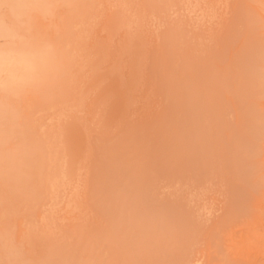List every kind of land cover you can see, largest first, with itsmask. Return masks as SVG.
Instances as JSON below:
<instances>
[{"label": "rangeland", "instance_id": "rangeland-1", "mask_svg": "<svg viewBox=\"0 0 264 264\" xmlns=\"http://www.w3.org/2000/svg\"><path fill=\"white\" fill-rule=\"evenodd\" d=\"M0 264H264V0H0Z\"/></svg>", "mask_w": 264, "mask_h": 264}, {"label": "bare ground", "instance_id": "bare-ground-1", "mask_svg": "<svg viewBox=\"0 0 264 264\" xmlns=\"http://www.w3.org/2000/svg\"><path fill=\"white\" fill-rule=\"evenodd\" d=\"M194 8H195V7H194ZM138 19H139V18H138ZM125 23H126V22H125ZM137 27H138V26H137ZM139 29H140V28H139ZM127 30H128V29H127ZM139 31H140V30H139ZM127 33H128V32H127ZM141 34H142V33H141ZM143 34H144V33H143ZM123 36H124V35H123ZM121 38H122V43H123V37H120V40H121ZM103 39H104V38H103ZM106 39H107V38H106ZM118 39H119V38H118ZM136 39H137V38H136ZM138 39H139V38H138ZM131 40H132V39H131ZM142 40H143V39H142ZM105 41H106V42H105ZM105 41H104V43H105V45H106L107 40H105ZM108 41H109V40H108ZM144 41H145V40H144ZM124 42H126V40H125ZM94 43H95V41H94ZM120 43H121V42H120ZM120 43H118V44H120ZM98 44H99V43H98ZM143 45H144V44H143ZM93 46H94V45H93ZM97 46H98V45H97ZM124 46H125V45H124ZM130 46H131L132 49H133L132 44H131ZM91 48H92V47H91ZM127 48H128V47H127ZM145 48H146V47H145ZM96 49H97V48H96ZM132 49H131V50H132ZM90 50H91V49H90ZM92 50H93V48H92ZM100 50H101V49H100ZM104 50H105V53H106V51H107L106 48H105V49H102L103 52H104ZM119 50H120V49H119ZM124 50H126V48H124ZM139 50H140V49H139ZM143 50H144V49H143ZM98 51H99V50H98ZM98 51H95V53L93 52V53L95 54V55H94V54H93V55H94V57H96V58H97V57L100 58V57L102 56V54H103L102 51H101V53L98 52ZM133 51H134V50H133ZM96 52H97L98 54H97ZM110 52H111V51H110ZM120 52H121V53H120ZM120 52L118 53V52L116 51V54H115V55H113L112 53H111V55H113L114 57H116V55L118 54V55H117L118 58H121V59L123 58L122 60L119 59V60L121 61V63H122V61H124V58L129 57V55L132 56L131 53H129V55H128V52H130V49H129V51H128L127 53L124 52L123 55H122L123 52H122L121 50H120ZM134 52H135V51H134ZM87 53H88V52H87ZM99 53H100V56H99ZM105 53H104V54H105ZM114 53H115V52H114ZM139 53H140V52H139ZM139 53H137L136 56H132V57H129V58H128V60L130 59L131 62H130V60L128 61V60L125 59L126 61H128V65H131V69H132V67H134V70H138V68L135 69V68H136L135 64L137 65L138 62L144 60V59H141V58H140L141 55H142V53H141L140 56L138 57V54H139ZM104 54H103V55H104ZM108 54H109V51H108ZM119 54H121L122 56H124V55L126 54L127 56L125 55V57H119V56H120ZM87 55H88V54H87ZM87 55H86V56H87ZM93 55H92V57H93ZM96 55H98V56H96ZM109 55H110V54H109ZM109 55H108V57H109ZM84 56H85V55H84ZM104 56H105V55H104ZM94 57H93V59H94ZM105 57H107V54H106ZM108 57H107V58H108ZM134 57H135V58L138 57L136 60H138L139 58H140L141 60H138V62H137L135 59H133ZM142 57H143V56H142ZM144 57H145V56H144ZM80 58H81V57H80ZM85 58H86V57H85ZM111 58H112V57H111ZM118 58L116 57V60H118ZM97 59H98V58H97ZM100 59H103V58H100ZM112 59H115V58H112ZM112 59H111V60H110V59H107V60H106V63H107V61L109 60L111 66H113L115 62L113 61V63H112ZM132 59H133V60H132ZM119 60H118V61H119ZM104 61H105V58H104L103 62H104ZM109 61H108V62H109ZM132 61H133V62H132ZM116 62H117V61H116ZM99 63H101V62H99ZM104 63H105V62H104ZM121 63H120V64H121ZM123 63H124V62H123ZM126 63H127V62H126ZM102 64H103V63H102ZM110 64H109V65H110ZM117 64H118V63L115 64V65H116V68H117ZM120 64H119V65H120ZM124 64H125V63H124ZM143 64H144V63H143ZM143 64H142V65H143ZM96 65H97V64H96ZM96 65H95V66H96ZM105 65H106V66H105ZM107 65H108V63H107V64H103V66H105V67H107ZM121 65H122V64H121ZM139 65H140V64H139ZM99 66H100V65H99ZM126 66H127V65H126ZM126 66H125V67H126ZM105 67H103V68H105ZM114 67H115V66H114ZM114 67H112V68H114ZM138 67H139V66H138ZM101 68H102V67H101ZM112 68L110 69V70H111L110 73L116 71L114 74H117V73L120 72V71L118 72L117 70L112 71ZM121 68H122V66H121ZM121 68H120V66H119V69H121ZM123 68H124V66H123ZM128 68H129V67L124 68L125 73L123 72V69H122V70H121L122 74H119V75H114V74H113V75L115 76V81L119 80L118 78H121L122 76L124 77L123 73H124V74L126 75V77H127V75H128L127 72L130 71ZM141 68L143 69V67H141ZM107 69H108V68H107ZM119 69H118V70H119ZM127 69H128V70H127ZM98 70H99V69H98ZM100 70H101V69H100ZM140 70H141V69H140ZM92 71H93V70H92ZM132 71H133V70H132ZM92 73H93V72H92ZM130 73L133 74L131 71L129 72V74H130ZM137 73H138V72L136 71V75H137ZM142 73H143V72H142ZM138 74H139V73H138ZM113 75H112V76H113ZM117 76H118V77H117ZM128 76H129V75H128ZM133 76H134V75H133ZM137 76H138V75H137ZM137 76H136V77H137ZM143 76H144V75H143ZM123 77L121 78V82H122V80L124 79ZM126 77H125V78H126ZM130 77H131V75H130ZM127 78L129 79L128 82L133 81L132 77H131V78L127 77ZM127 78H126V79H127ZM104 79H105V78H104ZM110 79H111V77H110ZM113 79H114V77L111 79V81H113ZM131 79H132V80H131ZM134 80H135V79H134ZM115 81H114V82H115ZM119 81H120V80H119ZM123 81H124V80H123ZM125 81H126V80H125ZM136 82H137V80H136L135 82H133V83L135 84ZM140 82H141V81H140ZM112 83H113V82H112ZM131 83H132V82H131ZM117 84H118V83H117ZM125 84H126V82H125ZM125 84H124V85H125ZM128 84L130 85V83H127L126 85H128ZM134 84H133V85H134ZM136 84H137V83H136ZM143 84H144V83H143ZM122 85H123V84H122ZM122 85H121V87H122ZM129 85H128V88H127L126 90L123 89V88H124V86H123L122 90H120V91H122V92H123V91H126V92H123V94H124V93H125V94L127 93L126 95H128L129 92L131 93V91H133V88H129ZM133 85H130V86L134 87ZM137 86H138V85H137ZM140 86H141V84H140ZM115 87H116V86H115ZM135 87H136V85H135ZM143 87H145V86H143ZM93 88H94V87H93ZM117 88H118V87H117ZM136 88H137V87H136ZM140 88H141V87H140ZM146 88H147V87H146ZM120 89H121V88H120ZM135 90H136V89H135ZM135 90H134V91H135ZM137 91H139L138 88H137ZM143 91H145V89H144ZM143 91H142V92H143ZM122 92H121V93H122ZM142 92H140V93H142ZM135 93H136V95H138V94H137L138 92H135ZM135 93L133 92L132 94H135ZM136 95H132V97H133V96L135 97ZM121 96H122V95H121ZM121 96H120V97H121ZM124 96H125V95H124ZM103 97H104V96H103ZM108 97H109V96H108ZM129 97H130V94H129ZM129 97H128V98H129ZM134 97H133V98H134ZM130 98H131V97H130ZM133 98H132V100H133V102H135L136 100L134 101ZM137 98H138V96H137ZM128 100H130V99H128ZM139 100H141V99H139ZM101 101L104 102V99L101 100ZM98 102H99V101H98ZM107 102H108V101H107ZM107 102L105 101V103H107ZM94 104H95V103H94ZM141 104H142V103H141ZM102 105H103V104H102ZM97 106L99 107V105H97ZM98 107H97V108H98ZM101 107H102V106H101ZM99 108H100V107H99ZM134 108H135V107H134ZM101 109H102V108H101ZM124 109H125V108H124ZM143 109H144V108H143ZM92 111H93V110H92ZM126 111H127V109H126ZM104 113H105V111H104ZM98 114H99V112H98ZM90 115H92V114H90ZM101 115H102V112H101ZM93 116H94V115H93ZM98 116H99V115H98ZM98 118H99V117H98ZM90 119H91V118H90ZM84 121H85V120H84ZM99 121H101V118H100ZM80 160H82V159H80ZM79 163H80V161H78V164H77V165L80 166ZM82 164H83V163H82ZM81 167H82V166H81Z\"/></svg>", "mask_w": 264, "mask_h": 264}]
</instances>
